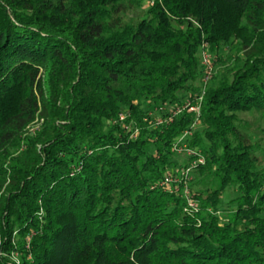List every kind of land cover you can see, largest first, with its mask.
Instances as JSON below:
<instances>
[{"label":"trees","instance_id":"trees-1","mask_svg":"<svg viewBox=\"0 0 264 264\" xmlns=\"http://www.w3.org/2000/svg\"><path fill=\"white\" fill-rule=\"evenodd\" d=\"M146 1L0 0V264H264V0Z\"/></svg>","mask_w":264,"mask_h":264},{"label":"rangeland","instance_id":"rangeland-1","mask_svg":"<svg viewBox=\"0 0 264 264\" xmlns=\"http://www.w3.org/2000/svg\"><path fill=\"white\" fill-rule=\"evenodd\" d=\"M151 1L152 0L146 1L144 3L143 7L146 8L148 6V3L150 4ZM206 51H208V50H206ZM206 53L209 56V61H210L212 73L214 72V70L216 68H219V67H222L225 65H230L231 63L234 64L237 61V59L240 58V54H237L234 43L230 44V45H226V46H221L220 48H218L214 52H206ZM201 83H204V81L199 80V82H197V85H200ZM184 107H187L186 109H189V107H190L189 102L186 103L184 105ZM194 107H197V105H194ZM154 111L155 112L150 114V116H152V115L155 116L159 112V109H155ZM156 116H157L158 120H160V119L162 120V118L159 116V114ZM239 117L242 120L247 121L250 125H252L253 128L257 127V128L264 129V117H262V115L259 113H244V114H240ZM189 135L190 134L188 132H184L183 137H185V136L188 137ZM185 149H186L185 147H182V149H180L177 152L178 159H180L179 161H181V162L187 161V159H188L187 157H195V155H193L192 151H187ZM185 183H186V181H185ZM229 193H230V190L228 189L223 196L224 200L226 198L229 199Z\"/></svg>","mask_w":264,"mask_h":264},{"label":"built area","instance_id":"built-area-1","mask_svg":"<svg viewBox=\"0 0 264 264\" xmlns=\"http://www.w3.org/2000/svg\"><path fill=\"white\" fill-rule=\"evenodd\" d=\"M201 59H202L203 67L205 68L203 81H204V83H206L212 75L209 56L207 55L206 51H203L201 53ZM199 100H200V98L196 101V104L198 103ZM186 108L187 107H184V105H183V107L180 106V107L175 108L171 113H169L168 120H170L172 117L176 116L177 114H179L180 112H182ZM189 109L193 110V111H197V107H189ZM119 118L122 121L124 119V116L121 115ZM164 122H166V120L160 119L157 121V124H162ZM32 130H34V129H32ZM187 151H190V150H187ZM192 153H193V155H195V152H192ZM196 162L201 163L202 160L198 159ZM188 172H189V169H182L179 177L178 176H176V177L167 176L163 179V181L160 183V185L168 187V188H170L172 185H177V184H182V183L186 185L185 181L187 180ZM184 193H185V196L187 197L186 188H184ZM187 202H188V206L190 208H193L194 203L191 201V199L187 198Z\"/></svg>","mask_w":264,"mask_h":264}]
</instances>
